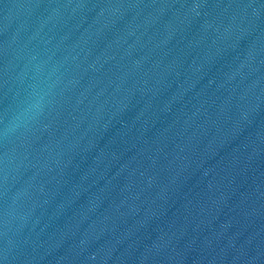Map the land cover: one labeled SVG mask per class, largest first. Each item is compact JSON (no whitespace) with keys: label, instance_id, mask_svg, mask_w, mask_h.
Here are the masks:
<instances>
[{"label":"water","instance_id":"water-1","mask_svg":"<svg viewBox=\"0 0 264 264\" xmlns=\"http://www.w3.org/2000/svg\"><path fill=\"white\" fill-rule=\"evenodd\" d=\"M0 264H264V0H0Z\"/></svg>","mask_w":264,"mask_h":264}]
</instances>
